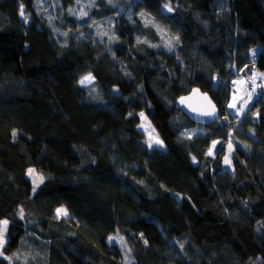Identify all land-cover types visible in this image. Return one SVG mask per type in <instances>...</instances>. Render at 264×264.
Listing matches in <instances>:
<instances>
[{
  "label": "trees",
  "instance_id": "trees-1",
  "mask_svg": "<svg viewBox=\"0 0 264 264\" xmlns=\"http://www.w3.org/2000/svg\"><path fill=\"white\" fill-rule=\"evenodd\" d=\"M253 68L264 0H0V264H124L115 231L133 264H263L264 97L192 140L175 107L197 86L222 110ZM140 111L164 147H148Z\"/></svg>",
  "mask_w": 264,
  "mask_h": 264
},
{
  "label": "rangeland",
  "instance_id": "rangeland-1",
  "mask_svg": "<svg viewBox=\"0 0 264 264\" xmlns=\"http://www.w3.org/2000/svg\"><path fill=\"white\" fill-rule=\"evenodd\" d=\"M41 3H43V2H41ZM87 4H88V2L82 3L81 9H83L85 7V5H87ZM45 6L47 8H50L52 6V2H47L45 4ZM169 9H171V11ZM173 11H174L173 5L170 2H166L161 7V16L164 18L168 13H171ZM154 21L155 20H153V22ZM158 28L159 27L157 26V29ZM257 53H258L257 47L251 49V51H250L251 58L255 59L257 56ZM251 74H252L251 70L250 71H239L238 77L233 78L236 81H230V83H236V82L257 83V82H246L249 79V76ZM89 75L91 76V79L86 80L83 84L92 88L91 91L94 93L95 91L93 89H97V87H96L95 78L92 76V74H86L82 77V79L84 77L89 76ZM257 78H258L257 89H254V92L251 94L253 96L255 93V90H256V93H255L256 100L260 98L261 94H262V97H264V74L261 73V75H260V73L258 71ZM213 84L214 85L218 84L217 76H215ZM214 85H213V87L215 88ZM245 88H246V85L244 86V89ZM240 104H241V102H238L237 107ZM141 114H143V115H141ZM138 116L140 118V121H139V124L137 125V128L145 133L146 142H147L148 147L150 149L153 147H161V148L164 147L163 146L164 144H163L162 140L160 139L157 130L152 125V123L149 121L146 114L144 112L140 111V112H138ZM240 117H241V115H238L236 117V119H240ZM253 117H257V114L255 113ZM222 121H224V120L220 119V120L216 121L215 123L217 125H219V124H221L220 122H222ZM192 122L194 123L193 126L181 131V133H180V135L183 138H187L188 140H192L193 138L200 136L207 131L204 128V124H201L200 122H195V121H192ZM234 128L235 129H233L232 132H234L237 129L235 125H234ZM219 143H220V139L213 140L210 143L209 148L204 151V154L209 155V156H215V154L217 153L216 149H217ZM223 146L225 148V153H224V156L222 159V169L218 175V177H220V178L225 177L227 174H229V175L233 174V167H232V162H231V152L233 150V147H232L230 141L224 142ZM30 169L32 170L31 172L29 171ZM30 169H28V171H27V177H29V179L31 180L32 188L35 191L45 181V176L41 172H38L36 169H33V168H30ZM5 241H6V232L4 231L3 241L0 242V249H1V246L5 243ZM107 241L109 242L111 248H114V246H115L117 248V250L121 252V254L123 256L124 264H133V259H132L131 254H130V248H129V244H128V242H130V239L127 236L121 234L118 231H115V233H111L110 235H108ZM260 262L264 264V261L261 260Z\"/></svg>",
  "mask_w": 264,
  "mask_h": 264
},
{
  "label": "water",
  "instance_id": "water-1",
  "mask_svg": "<svg viewBox=\"0 0 264 264\" xmlns=\"http://www.w3.org/2000/svg\"><path fill=\"white\" fill-rule=\"evenodd\" d=\"M175 103V107L189 120L204 125L213 123L219 115V109L209 93L197 86L179 96Z\"/></svg>",
  "mask_w": 264,
  "mask_h": 264
},
{
  "label": "bare ground",
  "instance_id": "bare-ground-1",
  "mask_svg": "<svg viewBox=\"0 0 264 264\" xmlns=\"http://www.w3.org/2000/svg\"><path fill=\"white\" fill-rule=\"evenodd\" d=\"M231 81H235V80L232 79ZM257 83H241V82L229 83V86L231 88L230 97L228 101L226 102L225 106L222 108V110L216 104L219 109V115L217 119L211 124H214L216 121L220 119L224 120L225 116H228V114H230L232 117H235V118L238 115H241L240 119H236L237 120L236 124H239L243 120V118L246 116V113L250 110L252 104L256 100V97H255L256 90L253 96L251 94L254 92V89H257ZM218 85L219 84L214 85V86L217 88ZM245 85H246V88L244 89ZM238 102H241V104L237 107ZM230 105L232 106L230 107ZM222 114L224 116H222ZM211 124H208V125H211Z\"/></svg>",
  "mask_w": 264,
  "mask_h": 264
},
{
  "label": "snow or ice",
  "instance_id": "snow-or-ice-1",
  "mask_svg": "<svg viewBox=\"0 0 264 264\" xmlns=\"http://www.w3.org/2000/svg\"><path fill=\"white\" fill-rule=\"evenodd\" d=\"M21 8H23V6L21 5ZM171 11V9H169ZM21 15H23V11H21ZM91 79V76H87V77H84L82 80H81V83L83 84L86 80H90ZM232 105H230L231 107ZM143 115V114H141ZM15 135V133H14ZM30 172L32 171L31 169L29 170ZM63 210L62 209H58L57 212L58 214L61 213ZM8 224V221L7 220H4V221H0V225H2V227H0V242L3 241V233L4 231L6 230V226Z\"/></svg>",
  "mask_w": 264,
  "mask_h": 264
},
{
  "label": "built area",
  "instance_id": "built-area-1",
  "mask_svg": "<svg viewBox=\"0 0 264 264\" xmlns=\"http://www.w3.org/2000/svg\"><path fill=\"white\" fill-rule=\"evenodd\" d=\"M251 71L252 74L249 76V79L246 82H258V78H257L258 70L256 68H253L251 69Z\"/></svg>",
  "mask_w": 264,
  "mask_h": 264
}]
</instances>
